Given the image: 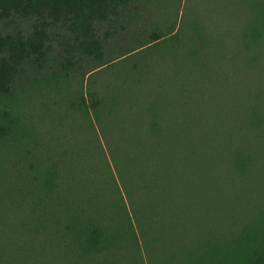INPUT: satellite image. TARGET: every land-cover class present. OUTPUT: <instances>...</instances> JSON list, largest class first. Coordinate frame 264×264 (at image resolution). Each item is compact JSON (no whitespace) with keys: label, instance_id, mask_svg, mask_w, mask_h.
I'll return each instance as SVG.
<instances>
[{"label":"trees","instance_id":"obj_1","mask_svg":"<svg viewBox=\"0 0 264 264\" xmlns=\"http://www.w3.org/2000/svg\"><path fill=\"white\" fill-rule=\"evenodd\" d=\"M261 197L264 0H0V264H264Z\"/></svg>","mask_w":264,"mask_h":264},{"label":"rangeland","instance_id":"obj_2","mask_svg":"<svg viewBox=\"0 0 264 264\" xmlns=\"http://www.w3.org/2000/svg\"><path fill=\"white\" fill-rule=\"evenodd\" d=\"M183 2H184V1H183ZM260 144H261V142L259 143V145H260ZM259 145H258V146H259ZM254 170H255V173H258V171H256V170H258V169H254ZM259 175L261 176V175H263V174H259ZM261 191H262V190H261ZM263 198H264V197H261V199H263Z\"/></svg>","mask_w":264,"mask_h":264}]
</instances>
